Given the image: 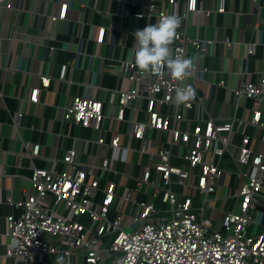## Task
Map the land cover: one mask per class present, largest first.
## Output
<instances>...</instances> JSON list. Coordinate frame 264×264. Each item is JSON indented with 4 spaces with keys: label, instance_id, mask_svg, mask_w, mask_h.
I'll return each instance as SVG.
<instances>
[{
    "label": "built area",
    "instance_id": "built-area-1",
    "mask_svg": "<svg viewBox=\"0 0 264 264\" xmlns=\"http://www.w3.org/2000/svg\"><path fill=\"white\" fill-rule=\"evenodd\" d=\"M201 1L184 0L181 9L179 0H122V11H128L124 7L129 5L133 8L129 13L137 18L145 15L147 23L149 17L156 22L165 14L180 17L169 47L173 57H185L187 45L204 49L210 42L186 33L184 22L189 13L201 25L211 12L225 11L223 0H218L215 8L204 7ZM67 5L62 2L51 19L63 18ZM105 28L104 23L97 26L96 42L103 41ZM222 41L231 43L226 36ZM65 66L61 65L60 78ZM118 68L128 85L117 90V111L112 119L126 120L129 135L138 140L136 150L147 154L140 174L133 176V186H126L122 194H117L118 172L110 157L102 155L96 164H83L78 151L67 148L62 161L68 169L32 168L31 191L14 203L20 210L18 215L10 213L6 217L10 240L0 245V254L29 262L39 254L69 256L78 249L80 264H264V228L254 233L247 230L256 219V205L264 197V74L229 90L235 101L249 98L248 117L232 115L222 121L207 117L189 126L185 114L193 106L192 97L177 105L174 92L176 87L187 84L196 94L192 80L202 70L195 62L183 80L173 77L166 67L158 72L141 69L133 57L120 60ZM48 83V76L41 75V86ZM37 89H33V99ZM140 97L145 99L147 119L126 118L125 108H133ZM164 106L172 109L167 111L162 109ZM104 116L101 100L83 95L71 96L62 109L65 121L98 130L95 141L118 150L116 158L125 161L130 147L120 143L115 123L104 128ZM176 120H184L185 126L176 127ZM250 127L260 129L258 147L252 145ZM153 129L166 131L168 139L151 149L149 134ZM104 130L112 132L108 139L104 138ZM232 133L239 134L237 143L230 140ZM37 147L32 145L27 153L35 155ZM225 152L231 154V171L240 180L235 189L236 207L224 211L220 228H215L204 205L223 173L229 170L228 164H218ZM172 155L182 162L174 164ZM196 168L199 172L193 181ZM173 184L183 190L172 189ZM225 190L228 196L230 187ZM5 200L10 201V196H5ZM156 200L163 206H157ZM125 202L128 206L124 212Z\"/></svg>",
    "mask_w": 264,
    "mask_h": 264
},
{
    "label": "crops",
    "instance_id": "crops-1",
    "mask_svg": "<svg viewBox=\"0 0 264 264\" xmlns=\"http://www.w3.org/2000/svg\"><path fill=\"white\" fill-rule=\"evenodd\" d=\"M64 1L68 3L65 16L51 19ZM179 1L183 9L184 0ZM81 2L85 5H80ZM201 3L215 8L218 0H202ZM223 5L225 11L211 12L201 25L193 21L191 12L184 22L188 35L210 39L204 49L186 46L187 56L202 70L192 80L196 94L192 96L193 106L185 114L189 126L207 117L216 121L232 115L248 117L249 98L240 97L235 101L229 90L264 74V0H223ZM122 8V0H0V245L10 240L6 217L10 213L18 215L20 211L14 203L31 191L32 168L68 169L62 161L67 148L74 147L83 164H96L102 155L110 157L111 165L118 172L115 179L119 195L126 186H133V176L140 174L147 154L136 150L138 140L129 135L128 122L112 119L117 111V90L128 85L118 68L119 61L133 57V30L137 28L130 23L129 11L133 8L127 5L125 12ZM153 22L154 17H149L148 23ZM102 23L106 26L105 35L98 43L96 30ZM223 36L231 41L230 45L222 41ZM62 64L66 66L60 78ZM41 75L48 76L47 86H41ZM34 88H38L35 99ZM75 94L101 100L104 128L115 123L120 143L130 147L125 161L116 158L118 150L95 141L98 130L62 118L64 104ZM144 103L143 97L136 99L133 108H125V117L146 120ZM162 109L170 111L172 108L164 106ZM174 124L183 128L185 121L176 120ZM111 133L104 130V138L108 139ZM248 133L252 145L258 147L260 129L250 127ZM149 138L150 147L154 149L166 143L168 133L153 129ZM230 140L237 143L239 134L232 133ZM34 144L38 146L37 153L29 155L27 152ZM172 151H176L175 146ZM172 156V162H182ZM230 162H233L231 154L225 152L218 164H228L229 170L223 173L222 180L218 181L222 183H216L204 205L215 228H220L219 220L224 211L236 207L235 189L240 178L231 171ZM93 172L98 170L94 168ZM198 172L196 168L193 181ZM226 187H230L228 196H225ZM7 195L10 201L5 200ZM219 200L230 204L227 208L217 207L214 203ZM126 206L127 202L122 204L123 211ZM255 213V221L247 226L250 233L264 228V197L256 205ZM58 257L63 258L62 264L82 263L78 249L69 256ZM56 258L44 253L28 262L0 254V264H57Z\"/></svg>",
    "mask_w": 264,
    "mask_h": 264
},
{
    "label": "clouds",
    "instance_id": "clouds-1",
    "mask_svg": "<svg viewBox=\"0 0 264 264\" xmlns=\"http://www.w3.org/2000/svg\"><path fill=\"white\" fill-rule=\"evenodd\" d=\"M180 23V17L165 14L156 22L135 28L133 30L135 64L141 69H150L153 72L166 67L173 77L183 80L193 65V58L190 56L173 57L169 47ZM193 95L194 89L191 85L178 86L175 88L174 101L179 105L187 102ZM56 259L57 264H62V257Z\"/></svg>",
    "mask_w": 264,
    "mask_h": 264
},
{
    "label": "rangeland",
    "instance_id": "rangeland-1",
    "mask_svg": "<svg viewBox=\"0 0 264 264\" xmlns=\"http://www.w3.org/2000/svg\"><path fill=\"white\" fill-rule=\"evenodd\" d=\"M174 164H179V162L177 163V162H173ZM222 180V179H221ZM225 181V180H224ZM222 182H218V184H221ZM172 189H174V190H177V191H182L183 190V187L182 186H176V185H172ZM220 189V185H218L217 186V192H218V190ZM231 198V201L233 200V198L232 197H230ZM226 200H228V198L226 199ZM156 204H157V206H163V204L160 202V201H158V200H156V202H155ZM230 203H229V201H225V202H223V200H219V201H216V203H214V205L215 206H219V207H224V208H227L228 207V205H229ZM209 205H212V204H209ZM127 206H128V204H127ZM127 206H126V208L124 209V211H126L127 210Z\"/></svg>",
    "mask_w": 264,
    "mask_h": 264
},
{
    "label": "water",
    "instance_id": "water-1",
    "mask_svg": "<svg viewBox=\"0 0 264 264\" xmlns=\"http://www.w3.org/2000/svg\"><path fill=\"white\" fill-rule=\"evenodd\" d=\"M130 23L132 26L143 27L145 24H147V17L144 15L137 18L135 15L131 14Z\"/></svg>",
    "mask_w": 264,
    "mask_h": 264
}]
</instances>
